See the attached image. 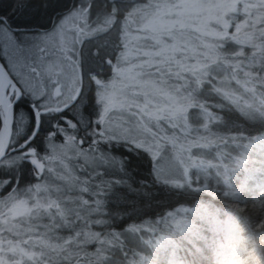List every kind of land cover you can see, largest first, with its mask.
Segmentation results:
<instances>
[{
	"label": "trees",
	"instance_id": "1",
	"mask_svg": "<svg viewBox=\"0 0 264 264\" xmlns=\"http://www.w3.org/2000/svg\"><path fill=\"white\" fill-rule=\"evenodd\" d=\"M144 1L53 0V4L46 7L48 0H34L28 9L17 11L12 21L6 23L15 41L26 48L34 45L72 8L84 7L90 26L91 17L99 20L103 14H112L116 19L122 18L127 6ZM7 9L6 4L5 11ZM262 37L264 33L253 39V42L260 44L257 48L247 44L243 53L233 55L231 51H220L215 57H207L206 62L217 67L214 73L217 76L220 73L222 80L214 76L216 81L213 83L206 78L199 85L198 97L195 98L197 102L193 107L202 103L199 108L216 113L225 128L233 126L232 131L237 132L229 133L236 139L234 144L219 139L213 141L215 148L220 146L227 154L226 175L222 177L218 174L219 178H214L210 173L207 181L198 188L177 187L159 177L153 181L148 173L146 157L137 158L126 153L120 144L107 143L101 145L103 151L94 147L91 151L86 149L96 155L98 162L95 167H82L80 162L75 168L68 167L71 173L67 179L71 181L68 187L60 179L62 176L56 174L60 169V172H65L63 168H55L53 174L47 171L34 174L32 166L25 163L12 172L16 183L11 192L19 198L26 197L25 210L30 215L0 220V244L9 242L16 246L14 252H8L9 257L0 259V264H264V122L260 117L264 112ZM3 42H0V60L7 67ZM111 49L112 54L104 55L100 60L96 57L97 65L87 69L90 71V91L85 93L81 103L89 105L91 115L88 118L93 124L87 135L85 129L79 130L78 136L84 140L89 136L94 141L97 139L93 134L97 131L95 121L99 119L101 109L97 102L96 84L105 83L111 78V70L122 51L116 38ZM249 58L254 62L249 63ZM234 59L237 61L231 64ZM221 71L230 73L236 80L227 84ZM209 75L212 76L213 72ZM221 81L223 85L219 86ZM248 85L259 92L257 94L255 89H251L252 96L255 95L253 108H248L243 102L241 104L237 96V87ZM21 114L23 123L20 131L17 133L12 127V143L27 130L29 113L26 106L21 109ZM240 131L243 134H239ZM238 134L244 137L238 139ZM249 139L252 141L249 142ZM75 140L81 143L79 138ZM59 142L61 138L57 137L54 143ZM44 143L47 144V141ZM223 145L228 148L224 149ZM40 147L49 154V149L43 145ZM108 155L131 159L129 168L138 174L134 179L138 181L147 177L148 185L135 184L134 187L150 195L144 197L142 194L125 192L123 199L118 197L116 192L122 187L116 181L127 177H121L106 163ZM246 155L249 158L245 160L243 157ZM102 156L104 159H101ZM14 158L9 156V159ZM231 158L240 163L232 165ZM210 160L214 161V158L211 156ZM210 167L214 173H218L216 167ZM193 171L192 167L190 173ZM46 176H50L47 183ZM37 183L42 186L41 190L29 189ZM56 185L64 190L61 191L60 186L57 188ZM84 186L89 187V194L81 191ZM85 198L89 199V206L93 209L91 213L81 206ZM96 200L102 202L98 209ZM183 206L202 210L205 217L196 220L194 226L180 222L179 225L164 223L165 229L158 227V221L159 225H163L169 212ZM9 207L6 205L3 213L7 214L11 210ZM0 215L4 217L2 212ZM98 220L102 223H97ZM208 220L212 223H208Z\"/></svg>",
	"mask_w": 264,
	"mask_h": 264
},
{
	"label": "rangeland",
	"instance_id": "2",
	"mask_svg": "<svg viewBox=\"0 0 264 264\" xmlns=\"http://www.w3.org/2000/svg\"><path fill=\"white\" fill-rule=\"evenodd\" d=\"M126 9L125 16L118 19L112 14H103L99 20L91 17L89 26L84 7L72 8L31 47L23 48L15 41L17 48H10L8 42L4 41L8 71L13 72L11 58L12 62L23 65L21 71L43 79L46 90L51 94L52 107H67L78 97L82 102L85 93L90 91V71L87 69L97 65V58L100 60L102 56L113 53L111 46L116 38L122 51L111 70V78L105 83L96 84L101 114L104 103L100 100V94L104 93L114 101L115 106L109 113L111 127L120 125L121 128H134L147 124L156 132L164 145L159 159L161 162L168 160L170 167L160 170L156 160L153 165L158 168V177L173 185L198 188L207 181L210 173L214 178H219L218 174L223 177L228 170L227 154L220 146L215 148L213 141L219 139L234 144L236 139L229 133L237 132L232 131L233 126L225 128L216 113L199 108L202 103L193 106L197 102L195 98L198 97L199 85L206 78L213 83L216 81L213 77L217 76L214 73L217 67L213 63L208 64L207 57H215L220 51H231L233 55L243 53L247 44L257 48L260 44L253 42V39L264 33V10H253L250 0H146L129 5ZM73 13L77 15L73 16ZM247 60L254 62L250 58ZM236 61L234 59L231 64ZM212 72L213 75L208 77ZM221 72L227 84L236 80L230 73ZM218 75L222 80L221 74ZM218 85L222 86L223 82ZM240 87H237V96L241 104L243 102L248 108H253L255 95L252 96L251 89L255 87ZM255 92L259 94L256 89ZM157 105L163 113L170 112L172 117L160 121L159 127L157 121L144 111L145 107L154 110ZM238 133L243 134V131ZM239 134L238 139H242L244 136ZM166 137L174 138L176 143L172 144L164 139ZM55 144L59 159L46 162V167L50 169L47 172L53 174L55 168H63L65 172H60V169L56 174L62 176L60 179L67 187L71 183L67 180L71 174L68 167L75 168L80 162L82 167L87 165L90 168L98 162L96 155L86 149L77 152L80 144L76 140L72 141L71 146L66 139ZM61 144L65 147L60 148ZM223 148L228 147L223 145ZM211 156L214 161L210 160ZM248 158V155L243 157L245 160ZM238 162L233 159L234 164H231L238 165ZM210 165L217 168V174ZM192 167L194 171L191 174ZM48 178L45 177V183ZM35 186L29 189H36ZM59 186L56 185L57 188ZM60 188L64 190L62 186ZM27 201L26 197L19 198L13 192L0 195V214L2 212L4 216L0 215V220L22 215L28 217L30 213L25 210ZM6 205L11 209L7 214L3 213ZM177 209L169 212L163 225H159L158 221V227L165 229L164 223L179 225L180 222L194 226L196 220L205 217L202 210L194 207ZM15 249L12 243H1L0 259L9 257L8 252Z\"/></svg>",
	"mask_w": 264,
	"mask_h": 264
},
{
	"label": "snow or ice",
	"instance_id": "3",
	"mask_svg": "<svg viewBox=\"0 0 264 264\" xmlns=\"http://www.w3.org/2000/svg\"><path fill=\"white\" fill-rule=\"evenodd\" d=\"M33 2L34 0H0V42L7 41L10 48H17L13 34L8 30L6 22L12 21L17 11L28 9ZM6 4L8 5L7 11H5ZM52 4L53 0H48L45 6L49 7ZM250 5L255 11L264 10V0H250ZM75 15L77 14L73 13V16ZM261 59L264 60V57H261ZM10 63L13 72H9L7 69L0 72V129H3L4 134L7 135L6 122L10 120L12 127L18 133L23 123L21 109L25 106L29 113V120L24 134L17 136L15 143L9 141L5 156L0 157V185H2L0 194L11 192L13 184L16 183L12 172L19 167H23L25 163L32 166L34 174H42L50 170L46 167V162L51 163L59 159L58 146L54 143L57 137H60L61 140L66 139L69 146L72 145L73 140L79 138L81 143L77 152L80 149L91 151L93 147L103 151L101 145L106 143L120 144L124 147L126 153L135 155L137 158L140 156L147 158L149 162L148 173L153 181L157 179L159 174L158 168L152 163L154 160L157 161L160 170L170 167L168 160L165 159L161 162V159H159L162 157L164 145L161 143V138L158 137L157 133L148 127L147 124H139L134 128H121L120 125H116L115 128L111 127L109 113L115 104L110 96L104 93L100 94L104 109L103 113L99 115V119L95 121L97 131L93 135L97 139L94 141L89 136L87 140H84L78 136V133L82 128L85 129L86 135L91 131L93 121L88 118L91 115L89 106L86 103L82 104L80 97H78L77 101L67 107H52L51 94L46 90L47 86L43 79L21 71L20 68L23 65L12 62L11 58ZM0 68H3V66L0 65ZM57 95H59L58 91ZM144 111L157 121V127H159L160 121L172 118L171 113H163L159 105L154 110L145 107ZM260 117L261 121L264 122V112L260 114ZM249 119H252V117H249ZM160 130L163 131V129ZM118 131L119 138H117ZM70 133H75V135ZM164 139L169 140L172 144L176 143L172 137ZM45 141H47V144L44 143ZM41 145L44 148L51 149L52 154L49 155L43 152ZM59 147L64 148L65 146L61 144ZM9 156H14L15 158L9 159ZM85 159H88V157L85 156ZM101 159H104V157L102 156ZM6 160L7 163H5ZM106 163L120 173L121 177H127V179L116 181L122 187V190L116 192L118 197L123 199L125 192L142 194L144 197L150 195L149 192L144 191L141 193L140 189L134 187L135 184L144 187L148 185L146 184L147 177L138 181L134 179L138 174L129 168L131 159L126 160L123 156L108 155ZM41 178L43 177L41 176ZM35 187L37 191L42 188L39 183ZM177 187H180V185H177ZM44 190L46 191L47 189ZM81 191L84 194L90 193L88 186H84ZM95 204L97 209L102 206L100 200H96ZM81 206L89 213L93 211L89 206V199H82ZM97 223H102V221L98 220Z\"/></svg>",
	"mask_w": 264,
	"mask_h": 264
},
{
	"label": "water",
	"instance_id": "4",
	"mask_svg": "<svg viewBox=\"0 0 264 264\" xmlns=\"http://www.w3.org/2000/svg\"><path fill=\"white\" fill-rule=\"evenodd\" d=\"M0 65L3 66V68H0V72H3L4 69H7V67L5 66V64L1 60H0ZM6 127L8 129L7 135L4 134L3 129H0V157H3L5 155V153L7 152L8 143H9L10 138H11L12 124H11L10 120L8 122H6Z\"/></svg>",
	"mask_w": 264,
	"mask_h": 264
},
{
	"label": "flooded vegetation",
	"instance_id": "5",
	"mask_svg": "<svg viewBox=\"0 0 264 264\" xmlns=\"http://www.w3.org/2000/svg\"><path fill=\"white\" fill-rule=\"evenodd\" d=\"M74 100H75V99H74ZM74 100H73V102H74ZM73 102H72V103H73ZM72 103H71V104H72Z\"/></svg>",
	"mask_w": 264,
	"mask_h": 264
}]
</instances>
